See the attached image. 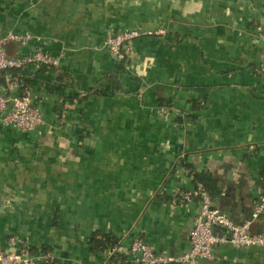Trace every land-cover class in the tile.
Here are the masks:
<instances>
[{"label":"crops","instance_id":"1","mask_svg":"<svg viewBox=\"0 0 264 264\" xmlns=\"http://www.w3.org/2000/svg\"><path fill=\"white\" fill-rule=\"evenodd\" d=\"M147 1L0 0V36H29L7 41V56L42 50L54 63L1 81L18 79L20 93L25 79L43 123L0 121V248L27 245L38 264H108L112 248H89L98 231L134 264L135 236L161 253L190 247L200 201L179 193L201 188L192 169L216 179L212 203L232 219L264 195V0ZM125 29L141 32L121 62L104 40ZM199 264H264V245L221 243Z\"/></svg>","mask_w":264,"mask_h":264},{"label":"built area","instance_id":"2","mask_svg":"<svg viewBox=\"0 0 264 264\" xmlns=\"http://www.w3.org/2000/svg\"><path fill=\"white\" fill-rule=\"evenodd\" d=\"M138 35L140 33L137 31L124 32L109 38L107 45L117 57L121 50H125L130 40ZM28 38V35L16 33L0 36V121L22 131L38 129L43 123L42 113L31 104L27 90L17 93L20 87L18 79L6 76L3 89L1 78L10 68H21L30 63L54 64L42 50L23 57L7 56L4 46L7 41L13 40L23 45ZM261 39L264 41V31ZM262 63L264 64V57ZM179 194L185 200H190L195 195L200 201L199 212L190 233V247L180 254L168 255L156 251L140 237L135 236L126 250L134 264H199L201 261L211 260L215 247L221 243H228L234 248L264 245V230L252 231L253 222L264 213V195L255 202L248 215L240 223H236L212 203L208 193L202 188ZM216 226L224 228L227 234H217L214 231ZM17 250L18 253L15 248L12 251L0 248V264H38L41 259L40 256L32 254L27 245L23 244Z\"/></svg>","mask_w":264,"mask_h":264},{"label":"trees","instance_id":"3","mask_svg":"<svg viewBox=\"0 0 264 264\" xmlns=\"http://www.w3.org/2000/svg\"><path fill=\"white\" fill-rule=\"evenodd\" d=\"M120 55H122L121 62H125L126 61V59L124 58L125 50H121ZM41 64H44V63H41ZM46 65H52V64H46ZM8 70L12 72V74H15L14 68H10ZM63 75L59 73L60 82H63V80L67 79ZM3 77H4V74L1 78V81ZM20 80H21V87H22L20 91L21 93H24L28 89V86L26 84L25 79L21 78ZM105 81L107 82V89L109 90L118 89L120 87L118 77L115 75H110V74L107 75L105 77ZM190 174L192 175L193 180L196 183H198L201 186V188L208 193L211 200H213L216 196L220 195L221 190L219 189V186L217 185V181L215 178L212 177L209 171L205 170L201 172H196L192 169L190 171ZM260 186H261L262 193L264 194V172L262 173V179L260 181ZM88 244H89V248L91 251H103L104 249L108 247L112 248L114 251L107 260L108 264H126L128 262V261L127 262L124 261L126 260V256L118 252L117 250L118 243L115 240L114 235L111 233H101V232L95 231L90 236Z\"/></svg>","mask_w":264,"mask_h":264},{"label":"rangeland","instance_id":"4","mask_svg":"<svg viewBox=\"0 0 264 264\" xmlns=\"http://www.w3.org/2000/svg\"><path fill=\"white\" fill-rule=\"evenodd\" d=\"M139 0H129V2H132V4L133 5H136V3L138 2ZM152 5L153 4V0H151V2L149 1H147L146 3H145V5H146V7H148V6H150V5ZM165 4H168V2L167 3H165ZM165 4H163L164 6H165ZM129 31H137V32H141V31H139L138 29H125V30H121V31H111V32H109L108 33V35L106 36V38H105V40H104V46L109 50V52L114 56V54L111 52V50H110V47H108V45H107V41H108V39L109 38H112L113 36H116V35H118V34H121V33H124V32H129ZM139 36V35H138ZM138 36H136V37H138ZM136 37H134V38H136ZM134 38H132L131 40H130V42L127 44V46L124 48L125 49V51H128L129 50V47H130V45H131V43H132V41H133V39ZM114 57H116V56H114Z\"/></svg>","mask_w":264,"mask_h":264},{"label":"water","instance_id":"5","mask_svg":"<svg viewBox=\"0 0 264 264\" xmlns=\"http://www.w3.org/2000/svg\"><path fill=\"white\" fill-rule=\"evenodd\" d=\"M226 195L228 196L229 194L226 193ZM222 202H217L215 206L219 207L223 212H225L227 215H230V205H222ZM237 206H240L239 204ZM237 211V210H236ZM247 215L246 214H242L240 215H236V217L233 216V221L236 223H240ZM263 230L258 229L256 232H260ZM13 249H11L12 251ZM16 253H18V250L15 251ZM168 255H173L172 253H167Z\"/></svg>","mask_w":264,"mask_h":264}]
</instances>
